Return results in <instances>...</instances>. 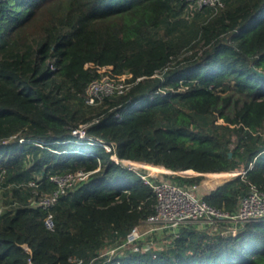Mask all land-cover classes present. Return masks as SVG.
<instances>
[{
  "label": "trees",
  "instance_id": "16d2710c",
  "mask_svg": "<svg viewBox=\"0 0 264 264\" xmlns=\"http://www.w3.org/2000/svg\"><path fill=\"white\" fill-rule=\"evenodd\" d=\"M224 2L195 30L201 52L178 57L189 40L157 31L184 0H0V179L15 182L0 211V264H264V218L236 234L182 228L155 257L100 255L155 203L140 171L114 153L173 170L244 168L203 192L222 210L234 211L249 183L264 188V0ZM106 65L131 74L128 89L85 104V87ZM80 124L87 138L73 134ZM76 169L89 175L50 208L48 228L33 188L16 183L49 189L48 174Z\"/></svg>",
  "mask_w": 264,
  "mask_h": 264
},
{
  "label": "built area",
  "instance_id": "2783aa9c",
  "mask_svg": "<svg viewBox=\"0 0 264 264\" xmlns=\"http://www.w3.org/2000/svg\"><path fill=\"white\" fill-rule=\"evenodd\" d=\"M184 1L198 11L208 8L212 11V14L223 8L225 3L224 0ZM166 68L164 67V69ZM97 72L99 75L89 81L82 93L85 104H97L106 96L122 94L128 89L130 84L128 77H130V73H116L112 71L111 65L99 66ZM162 74V71L157 70L153 76L162 78ZM138 79H141V77H137ZM72 132L77 138H87L85 124H80ZM88 142L93 143L94 141ZM95 143L108 151L111 150V145L103 140H97ZM111 157L117 163L133 171H140L139 173L143 182L152 188L155 203L152 213L143 218L139 224L132 226L120 242L108 246L100 253V255L105 256L107 262L111 261L116 255L123 254L125 251H150L152 257H155L158 242L168 239L167 236L175 239L178 237L180 229L189 226L202 225L208 232L227 235L236 234L240 225L245 222L264 218V188L253 183H249L248 190L240 196L234 211L222 210L209 204L203 198V194L199 197L194 194L195 188L202 186L201 183H180L177 179L170 177L173 174L181 176H210L214 172H198L193 169L173 170L161 164L120 158L115 153ZM188 170L192 171L188 172ZM245 171L242 168L230 173V175H243ZM88 175L89 171L83 169L63 173H50L47 175V181L51 184L49 189H40L39 184L41 182L33 178L16 183V186L33 188V194L29 199L33 204L41 206V208L48 211L44 223L46 227L52 228L53 222L50 208L63 193L75 184L86 180ZM209 189L207 188L205 191ZM1 209L0 207V211ZM25 249L29 251L27 246H25ZM120 251L123 253H120ZM28 263L34 264L30 258H28ZM74 264H88V261L83 257H78L75 259Z\"/></svg>",
  "mask_w": 264,
  "mask_h": 264
},
{
  "label": "rangeland",
  "instance_id": "374dc122",
  "mask_svg": "<svg viewBox=\"0 0 264 264\" xmlns=\"http://www.w3.org/2000/svg\"><path fill=\"white\" fill-rule=\"evenodd\" d=\"M212 14V11L208 8H204L203 10H196L193 7H190L187 3L185 4V6L180 9L179 13L176 14L175 16H171L168 19V22L163 23L162 25L159 26L158 28V33H164L167 34L168 36L172 37L175 41V43H181L184 40H189L187 43H185L181 48H180V55L178 57H182L185 56L187 54H190L192 51H196L198 53L201 52V50L203 49V46L201 43L196 44V35H195V30L198 27L199 23L204 21L209 15ZM194 45V46H193ZM91 65V64H89ZM82 97V95H81ZM83 99V98H82ZM80 102L75 101L73 103V105L78 106ZM212 109V108H210ZM221 119H219L218 121H220ZM242 168H233L231 170L233 171H238ZM233 171H228L227 172H233ZM216 173V172H215ZM215 173H212L210 176L207 175H202V179L200 180L199 183L202 184L201 187L199 188H195L194 194L196 196H201L202 193L209 187H213L216 186L217 184H219L220 182H222L223 180H226L227 178H229L230 175L229 173L226 174V171H222L221 176H216L214 175ZM226 174V175H225ZM165 176V175H164ZM223 176V177H222ZM215 177H219V178H215ZM222 177V178H220ZM214 178V179H213ZM15 182H8V183H4L3 179H0V207L1 208H5L6 206H8V203H6V200H10V198L8 197L11 193V187L13 186ZM6 193V194H5ZM168 239L164 240V241H160L158 242V245H156L157 249H166L168 248L173 239L170 236H167ZM166 237V238H167ZM106 249V247L103 249V251ZM122 251H120L121 253ZM123 253V252H122Z\"/></svg>",
  "mask_w": 264,
  "mask_h": 264
},
{
  "label": "bare ground",
  "instance_id": "6f19581e",
  "mask_svg": "<svg viewBox=\"0 0 264 264\" xmlns=\"http://www.w3.org/2000/svg\"><path fill=\"white\" fill-rule=\"evenodd\" d=\"M152 166H153V165H152ZM227 173L230 174V172H226V174H227ZM222 174H224V173H217V172H216L214 175H216V176H221ZM226 174H225V175H226Z\"/></svg>",
  "mask_w": 264,
  "mask_h": 264
},
{
  "label": "water",
  "instance_id": "95a60500",
  "mask_svg": "<svg viewBox=\"0 0 264 264\" xmlns=\"http://www.w3.org/2000/svg\"><path fill=\"white\" fill-rule=\"evenodd\" d=\"M260 75H262L264 77V73L263 72H260ZM229 155H231V153L229 152Z\"/></svg>",
  "mask_w": 264,
  "mask_h": 264
},
{
  "label": "crops",
  "instance_id": "0c3cea01",
  "mask_svg": "<svg viewBox=\"0 0 264 264\" xmlns=\"http://www.w3.org/2000/svg\"><path fill=\"white\" fill-rule=\"evenodd\" d=\"M214 187H215V186H213V187H209V188L212 189V188H214ZM210 189H209V190H210ZM202 194H203V193H202Z\"/></svg>",
  "mask_w": 264,
  "mask_h": 264
}]
</instances>
